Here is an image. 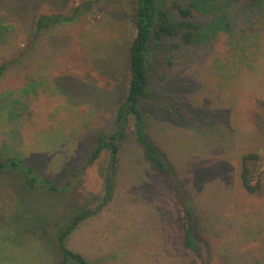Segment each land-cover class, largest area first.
I'll return each instance as SVG.
<instances>
[{
	"label": "rangeland",
	"instance_id": "1",
	"mask_svg": "<svg viewBox=\"0 0 264 264\" xmlns=\"http://www.w3.org/2000/svg\"><path fill=\"white\" fill-rule=\"evenodd\" d=\"M85 1L0 0L8 34L0 64L24 53L0 79V94L8 93L0 95V149L46 178L71 180L55 192L30 188L13 171L0 174V264H57L52 231L86 208L94 213L65 244L90 264H264V13L231 9L232 33L180 50L170 49L175 37L153 42L150 97L139 108L183 191L150 169L130 125L104 202L108 151L82 168L92 136L112 127L127 92L133 0H97L31 40L38 15H66ZM247 153L259 155L247 161L259 183L254 193L240 180ZM182 201L194 214L200 256L180 245Z\"/></svg>",
	"mask_w": 264,
	"mask_h": 264
},
{
	"label": "trees",
	"instance_id": "2",
	"mask_svg": "<svg viewBox=\"0 0 264 264\" xmlns=\"http://www.w3.org/2000/svg\"><path fill=\"white\" fill-rule=\"evenodd\" d=\"M95 1L97 0H88L76 4L71 7V11L66 15L63 13L38 15L33 20L32 42H35L41 33L47 31L50 26L71 21L84 14L91 3ZM234 8L247 15L254 12L264 13V0H133L130 11L135 32L127 47V92L114 110L112 127L109 126V129L92 136L88 156L82 168L84 170L103 151H108V164L103 178L104 202H107L110 197L113 187L112 178L117 169L121 141L126 138L127 129L130 125L133 127L135 141L140 146L143 158L150 169L164 178L174 188L175 193L178 189L181 190L177 180L172 177L174 173L169 163L166 162L156 145L147 137L144 116L140 112L139 103L150 97L146 55L154 41H160L166 37H175L176 40L171 41L169 45L170 49L180 50L183 47L205 43L219 31L232 33L233 28L229 20V12ZM196 14L207 16V21L204 23L198 22L195 20ZM6 27L0 24L1 43L8 38V34L4 32ZM22 54L24 55V53H19L9 62L0 64V79L5 68L9 64L17 63ZM0 95H8V93ZM258 159L259 155L256 153H247L241 157L240 180L242 187L249 193H254L258 189L259 183L258 181L253 182L251 168L247 165V161ZM7 171L18 173L26 179L32 189L39 188L65 192L71 186V180L60 184L46 178L26 164L19 156L6 155L0 149V174ZM181 203L179 206L188 218L180 237V245L185 250L200 256V244L194 233V214L191 208L187 207V204L185 205V202L182 201ZM93 213L87 208L79 209L57 223L54 231H52L60 256L57 264H67L68 262L72 264H90L88 259L81 253L69 249L65 244V240L72 230ZM256 263L260 264L258 261Z\"/></svg>",
	"mask_w": 264,
	"mask_h": 264
}]
</instances>
